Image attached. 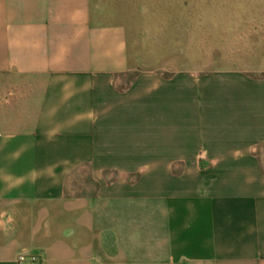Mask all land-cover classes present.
Segmentation results:
<instances>
[{"label": "crops", "instance_id": "crops-1", "mask_svg": "<svg viewBox=\"0 0 264 264\" xmlns=\"http://www.w3.org/2000/svg\"><path fill=\"white\" fill-rule=\"evenodd\" d=\"M253 1L243 70L170 72L94 0H0V264H264Z\"/></svg>", "mask_w": 264, "mask_h": 264}, {"label": "rangeland", "instance_id": "rangeland-1", "mask_svg": "<svg viewBox=\"0 0 264 264\" xmlns=\"http://www.w3.org/2000/svg\"><path fill=\"white\" fill-rule=\"evenodd\" d=\"M253 0H94L102 18L122 24L150 68L243 70L258 27L244 17ZM257 33V32H256ZM247 43V46H246ZM247 47V48H246Z\"/></svg>", "mask_w": 264, "mask_h": 264}, {"label": "built area", "instance_id": "built-area-1", "mask_svg": "<svg viewBox=\"0 0 264 264\" xmlns=\"http://www.w3.org/2000/svg\"><path fill=\"white\" fill-rule=\"evenodd\" d=\"M37 261V257L31 255L20 254L17 257L18 264H35Z\"/></svg>", "mask_w": 264, "mask_h": 264}]
</instances>
